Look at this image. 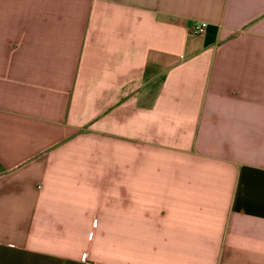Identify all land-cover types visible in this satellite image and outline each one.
Here are the masks:
<instances>
[{"label":"crops","instance_id":"1","mask_svg":"<svg viewBox=\"0 0 264 264\" xmlns=\"http://www.w3.org/2000/svg\"><path fill=\"white\" fill-rule=\"evenodd\" d=\"M84 253L264 264V0H0V264Z\"/></svg>","mask_w":264,"mask_h":264},{"label":"built area","instance_id":"2","mask_svg":"<svg viewBox=\"0 0 264 264\" xmlns=\"http://www.w3.org/2000/svg\"><path fill=\"white\" fill-rule=\"evenodd\" d=\"M205 26H206L205 21H198V22L193 24L192 30H193V32H195L197 34H202L205 31ZM81 260H82L83 264H94V263H91L88 261V258H87L85 253L81 256Z\"/></svg>","mask_w":264,"mask_h":264}]
</instances>
